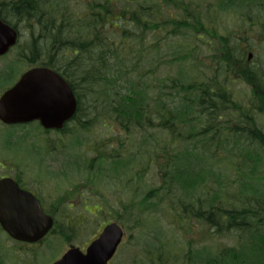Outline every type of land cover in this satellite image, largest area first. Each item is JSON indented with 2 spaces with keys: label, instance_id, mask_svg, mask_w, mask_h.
<instances>
[{
  "label": "trees",
  "instance_id": "trees-1",
  "mask_svg": "<svg viewBox=\"0 0 264 264\" xmlns=\"http://www.w3.org/2000/svg\"><path fill=\"white\" fill-rule=\"evenodd\" d=\"M0 7L26 31L18 58L72 85L76 127L103 125L104 137L86 150L92 156L74 159L85 177L68 197L94 190L102 210L129 228L163 217L170 230L159 226L144 244L142 264H264V53L216 22L236 14L246 34L260 31L264 48V0H0ZM182 38L166 62L179 72L157 81L162 41ZM233 80L250 88L247 103L234 97ZM137 132L146 135L141 146L131 139ZM150 175L156 183L146 186ZM109 182L124 189L117 207L100 192Z\"/></svg>",
  "mask_w": 264,
  "mask_h": 264
},
{
  "label": "rangeland",
  "instance_id": "rangeland-1",
  "mask_svg": "<svg viewBox=\"0 0 264 264\" xmlns=\"http://www.w3.org/2000/svg\"><path fill=\"white\" fill-rule=\"evenodd\" d=\"M77 2H81V0H77ZM82 7V6H81ZM216 22L221 23L225 30L231 33V35L239 42H243L244 38H246L249 42L253 43V50H255L254 46L256 45L257 52L261 55L264 53V48L257 46L260 39V31L258 29L248 30V34L245 33L246 23L243 19H241L236 14L232 12L224 13L218 16ZM148 35V40H151L153 37ZM26 31L21 28V37L20 43L25 42ZM185 38V42L183 43ZM181 41H173L170 39H165L162 42H165L162 51L160 53V58L162 59V67H160V71L156 77V80L159 81L167 75H176L179 70H177V66L174 65L170 67L169 64H166L167 61H171V59L176 54L171 50V46L178 47L181 43L183 46L179 47L177 53L180 57L182 54H185V49L190 42L188 37H184ZM206 38L199 41L198 44H205ZM206 46V45H205ZM18 50L19 47L13 48L12 52L4 57L0 58V74L2 71H5L9 67L14 68V76H18L23 72L24 69L28 68L27 63L23 60H18ZM248 49V51H252ZM248 53V52H247ZM206 51H201L198 58L205 59ZM261 58V56H260ZM184 59V58H182ZM127 65L124 67L126 71ZM204 71V68H201ZM181 72L185 74L188 73V70L184 67L181 68ZM132 74V73H131ZM0 75V93L1 90L4 89L5 86L9 84L6 81L1 80ZM11 82V81H10ZM99 87V86H98ZM97 87V89H98ZM231 90L234 93V97L242 102H248V98L250 97V88L241 80H233L231 83ZM260 121L264 122V117L258 116ZM0 174L5 172V174L14 175L16 172L12 166H20L25 168V173L29 175L28 179L34 180L33 178L39 179L42 182L44 181H53V182H62L67 186L70 182L74 183L76 181L81 180L85 177V170L81 168L80 172L76 170L75 165L73 164L74 159L79 160V156L82 157H91L92 153L86 150L90 148L92 143L97 139H102L104 137V128L102 123H98L93 126L89 131H82L77 128L74 133L69 134L68 136H62L61 142H59L57 148L60 151H53L48 149L49 142H52L55 139L54 136H38L36 135L37 131L34 129V126H30L29 124L25 125V127L14 128L13 126L2 125L0 126ZM116 129V128H115ZM26 130L28 133H32L35 135H29L26 138L20 137V134H23ZM156 134V133H154ZM110 136V135H109ZM146 136L139 132L132 137V140H136L138 143H135L137 146H141L142 138ZM57 142H55L56 144ZM54 144V146H55ZM51 145H53L51 143ZM136 147L133 146V149ZM45 156V157H44ZM83 162V160H80ZM110 183V182H109ZM156 183L154 180V176L150 175L146 182V186H150V184ZM107 184V183H106ZM108 186L100 187V192L108 193V199L111 205L117 207L119 203L117 196L118 190H122V185L119 182H113V184H107ZM70 187V186H69ZM89 187V186H88ZM123 202L127 201V194H123ZM87 202V206L85 210V203ZM102 200L100 196L94 190L84 189L82 194L73 202L74 209L67 211L69 214L74 216L85 215L89 216L91 223L93 224L91 227V231L89 234H86L90 227L87 224L84 228L86 232L82 237V242L84 240H89L91 237L98 234L102 226L105 224L102 221V218L105 216L101 210ZM112 206V207H113ZM116 210V209H115ZM98 212V213H97ZM94 213H97L94 215ZM108 217H115L110 215V213H106L105 219ZM159 214H154L153 217L148 218L147 221H143V226L139 228H129L131 223L127 225L123 224L125 229V238L123 245H121L119 251L116 256L113 258L111 264H142L143 261V247L144 244L151 240L154 235H158L159 226L167 228L166 220ZM112 221V220H111ZM167 230H170L168 227ZM132 235V237H130ZM57 240L52 236L47 239L44 244L38 245V247L22 245L19 243H14L15 241L8 240L6 234L0 231V244L2 249L3 263L2 264H51L57 257L60 255V252L57 248ZM51 244L50 247L46 248L45 245ZM16 245V247H15ZM65 248V246L63 245ZM1 263V261H0Z\"/></svg>",
  "mask_w": 264,
  "mask_h": 264
},
{
  "label": "water",
  "instance_id": "water-1",
  "mask_svg": "<svg viewBox=\"0 0 264 264\" xmlns=\"http://www.w3.org/2000/svg\"><path fill=\"white\" fill-rule=\"evenodd\" d=\"M17 39V30L0 17V55L7 53ZM248 57L250 59L252 53ZM76 108L77 100L71 86L47 67L28 70L0 97V119L9 124L38 119L46 128H61ZM0 223L13 238L36 242L52 227L53 219L43 212L30 192L21 189L11 178H2ZM122 238V228L110 223L86 252L78 247L71 248L53 264H108Z\"/></svg>",
  "mask_w": 264,
  "mask_h": 264
},
{
  "label": "flooded vegetation",
  "instance_id": "flooded-vegetation-1",
  "mask_svg": "<svg viewBox=\"0 0 264 264\" xmlns=\"http://www.w3.org/2000/svg\"><path fill=\"white\" fill-rule=\"evenodd\" d=\"M35 122L38 125L40 124L39 121H33V123ZM66 122L64 124V128L61 130L45 129L40 124L39 132L37 133V135L54 136L55 138H60L62 130L64 131L67 128L68 124L75 123V119L74 117H72L69 121ZM25 136L28 137V134L25 133ZM13 178L17 181L20 188L31 192L39 200L45 213L53 217L54 226L47 236H53L61 245H68L67 248L78 246L82 250L86 249V247L95 237L88 241L84 240L82 242L81 239L85 235L83 234V231L86 232L84 230V227L89 224L88 226L90 227V229L86 233L89 234L93 224L91 223V218H89V216H85L83 214H77L78 216H74L66 212L67 210L63 207V205L73 200V198L68 197V192H66L65 190L67 188L65 187L66 184L62 182L55 183L53 181L42 182L41 180L36 178H33L34 180H31L28 179V173L26 174L20 169L16 170V174L15 176H13ZM58 202L59 204L57 205ZM69 208L71 209L73 207L69 206Z\"/></svg>",
  "mask_w": 264,
  "mask_h": 264
}]
</instances>
